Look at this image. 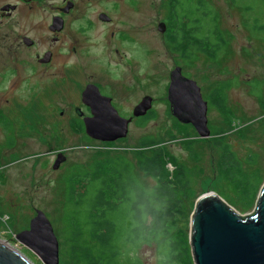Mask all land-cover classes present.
<instances>
[{
    "label": "rangeland",
    "instance_id": "374dc122",
    "mask_svg": "<svg viewBox=\"0 0 264 264\" xmlns=\"http://www.w3.org/2000/svg\"><path fill=\"white\" fill-rule=\"evenodd\" d=\"M204 1L217 8L216 12L211 10L205 25L209 29L218 27L226 38L214 58L194 50L192 58H185L171 48L158 30L171 4L169 0H135L125 17L126 25L123 16L116 13L108 27L91 32L84 29V35L77 37L78 58L89 59L96 71H90L89 66L84 69L75 59L74 72L6 74L0 101L7 106L6 112L12 100L16 103L20 142L17 154L9 151L0 155V239L33 264L44 263L15 235L28 228L36 209L43 211L52 225L58 242V264H84L78 259L80 255L71 251L72 221L80 230L84 227L82 214L67 199L69 175L78 167L89 169L97 159L116 153L125 154L134 162L143 137L161 140L158 146L166 150L163 177L171 176L174 158L188 167L192 177L191 212L196 198L206 192L218 194L242 216L253 212L256 200L248 207V200L222 175L218 151L210 142L213 136L199 137L191 124L178 122L168 108L169 72L175 65L197 81L207 101L218 85L231 82L226 90V110L208 103V126L211 130H226L225 140L245 170L264 177V0H252L250 10L246 9L250 0H245L241 3L243 11L230 0ZM111 32L114 36L109 35ZM213 38L210 35L211 42ZM84 79L109 86L107 89L114 92L115 108L125 117L143 95H150L153 117L144 123L132 120L122 139H87L71 120L76 116L74 106L78 105ZM11 90L15 91L14 98L7 102L5 97ZM32 90H36L34 95ZM62 109L64 114H60ZM59 152L65 159L54 169ZM249 156L252 160H248ZM82 242L87 244L86 239ZM138 257L142 264H156L157 256L150 247L142 246Z\"/></svg>",
    "mask_w": 264,
    "mask_h": 264
},
{
    "label": "trees",
    "instance_id": "16d2710c",
    "mask_svg": "<svg viewBox=\"0 0 264 264\" xmlns=\"http://www.w3.org/2000/svg\"><path fill=\"white\" fill-rule=\"evenodd\" d=\"M176 6L171 2L172 14ZM197 7V12L182 10L180 17L172 20L168 43L172 49L182 51L185 58L193 57L190 48L214 58L221 45L213 46L210 35L214 29L205 25L210 9L201 0ZM191 17L195 21L192 28L181 26L183 18ZM230 85L229 81L218 85L208 95V103L226 110V90ZM152 117L150 109L136 121L144 123ZM225 132L213 127L210 142L218 151L222 175L235 184L250 207L264 177L245 170L225 140ZM160 141L143 137L134 162L125 154L116 153L97 159L89 169L78 167L69 175L67 199L82 214L84 227L80 230L72 221L71 251L80 255L78 259L84 264H142L138 257L142 246L154 250L156 264H194L188 232L191 172L185 163L174 158L171 176L163 177L166 150L158 146ZM84 239L87 244L82 242Z\"/></svg>",
    "mask_w": 264,
    "mask_h": 264
},
{
    "label": "water",
    "instance_id": "95a60500",
    "mask_svg": "<svg viewBox=\"0 0 264 264\" xmlns=\"http://www.w3.org/2000/svg\"><path fill=\"white\" fill-rule=\"evenodd\" d=\"M158 30L165 31L164 23L159 22ZM82 96L91 109V116L84 118L85 132L99 141L126 137L132 119L144 116L152 107V97L145 95L132 108L131 115L125 117L94 84L87 85ZM167 100L169 112L178 122L191 124L201 138L211 135L208 101L197 81L184 75L180 65L169 72ZM64 159L59 152L53 168ZM15 238L44 264H58V242L49 219L40 209H36L28 228L17 232ZM189 241L194 264H264V181L253 212L244 216L214 192L198 196L190 214ZM0 264L33 263L0 239Z\"/></svg>",
    "mask_w": 264,
    "mask_h": 264
},
{
    "label": "flooded vegetation",
    "instance_id": "af4514ba",
    "mask_svg": "<svg viewBox=\"0 0 264 264\" xmlns=\"http://www.w3.org/2000/svg\"><path fill=\"white\" fill-rule=\"evenodd\" d=\"M198 1L169 0V2H175L177 6L173 14L167 7L166 16L160 20L165 25V31L162 33L165 39L168 40L167 35L172 20L179 18L182 10L197 12ZM230 1L243 11L241 3L245 0ZM251 1L246 5L247 10L252 8L250 7L252 6ZM134 4L135 0H0V93L7 73L18 75L19 72H34V74L35 72H74L75 59L81 62L84 69L87 70L89 66L90 71H96L91 68L93 63H88L89 59L80 60L78 58L80 54L77 52L79 40L77 37L84 35V29L91 32L94 28L108 27L113 23L116 13L123 16V23L126 25L125 17ZM207 6L210 14L212 11L216 12V7L210 3ZM183 20L181 26L193 27L194 17L189 20L183 18ZM106 34L104 33V36ZM109 35L114 36V32ZM212 37H214L213 46L219 44L221 50L226 44V38L218 27L214 29ZM124 40L127 38H123ZM190 50L193 49L190 48ZM115 52L118 54V49H115ZM194 52H196L195 49ZM180 53L182 54V51ZM87 55L91 56V53ZM58 66L63 68H58ZM66 76L72 77L70 74ZM33 80L37 78L34 77ZM45 80L51 82L52 78L45 77ZM89 84L96 85L102 95L110 98L114 107L117 104L114 101L113 90L107 89L109 86L102 85L98 81L84 79L77 101L78 105L74 106L76 116L71 117V120L72 124H77L84 131L87 139L96 140L89 137L84 129V118L91 116V109L86 99H83L82 92ZM35 92L36 90H32L33 95ZM14 94L15 91L11 90L9 97H5V100L10 101L14 98ZM15 104L12 100L8 107L9 111L6 112L4 108L7 106L0 101V155L9 151L16 154L19 152L20 136L16 125L19 116L16 115ZM60 114H64L63 109ZM134 119L136 118L132 120Z\"/></svg>",
    "mask_w": 264,
    "mask_h": 264
}]
</instances>
